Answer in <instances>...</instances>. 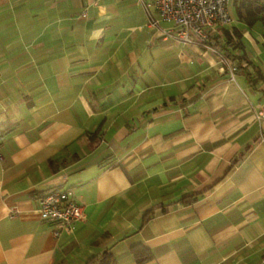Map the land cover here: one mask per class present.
Instances as JSON below:
<instances>
[{
  "label": "crops",
  "instance_id": "crops-1",
  "mask_svg": "<svg viewBox=\"0 0 264 264\" xmlns=\"http://www.w3.org/2000/svg\"><path fill=\"white\" fill-rule=\"evenodd\" d=\"M148 13L0 0V264H264V26L234 14L184 43ZM224 28L241 33L234 79ZM54 189L84 210L58 236L38 213Z\"/></svg>",
  "mask_w": 264,
  "mask_h": 264
},
{
  "label": "built area",
  "instance_id": "built-area-1",
  "mask_svg": "<svg viewBox=\"0 0 264 264\" xmlns=\"http://www.w3.org/2000/svg\"><path fill=\"white\" fill-rule=\"evenodd\" d=\"M230 0H152L155 16L148 13V23L158 26L160 19L172 23L168 30L157 32L184 43L210 44L205 40L217 28L232 22L229 13ZM232 79L236 67L224 61ZM256 117H264V107L256 112ZM40 219L53 224L52 233L58 236L70 232L76 222L84 219L83 206L69 198L66 190L54 189L38 197Z\"/></svg>",
  "mask_w": 264,
  "mask_h": 264
},
{
  "label": "trees",
  "instance_id": "trees-1",
  "mask_svg": "<svg viewBox=\"0 0 264 264\" xmlns=\"http://www.w3.org/2000/svg\"><path fill=\"white\" fill-rule=\"evenodd\" d=\"M232 7L234 9L237 19L248 26H252L255 22L260 21L264 26V0H233ZM225 35L224 43H221V49H224L223 52H220L221 61H226L231 65L236 67L235 74L241 68V61L244 59L243 55L236 56L231 54L232 49H241V33L236 28L228 30L223 29ZM216 39L215 36H209L205 42L209 43V39ZM211 39V40H212ZM212 40V41H213ZM231 49V50H230ZM234 60L236 61L234 63ZM225 64V63H224ZM245 75L248 78V81L253 83L257 80L256 77H261L260 74H252L246 72ZM132 253L136 257L138 262L145 261L151 257L149 250L144 248L142 245H134L132 248ZM113 258L108 252H103L102 254L89 258L85 264H112Z\"/></svg>",
  "mask_w": 264,
  "mask_h": 264
},
{
  "label": "rangeland",
  "instance_id": "rangeland-1",
  "mask_svg": "<svg viewBox=\"0 0 264 264\" xmlns=\"http://www.w3.org/2000/svg\"><path fill=\"white\" fill-rule=\"evenodd\" d=\"M232 2H233V0H230V4H229V13H230V15L233 17L234 14H235V12H234V9H233V7H232Z\"/></svg>",
  "mask_w": 264,
  "mask_h": 264
}]
</instances>
